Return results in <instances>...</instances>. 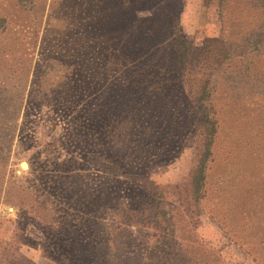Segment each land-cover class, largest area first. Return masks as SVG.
<instances>
[{
    "label": "rangeland",
    "instance_id": "obj_1",
    "mask_svg": "<svg viewBox=\"0 0 264 264\" xmlns=\"http://www.w3.org/2000/svg\"><path fill=\"white\" fill-rule=\"evenodd\" d=\"M179 30L232 52L212 108L186 93ZM212 114L205 197L188 218L175 187L199 166L195 122ZM37 202L89 240L66 264H264V0H0V250L19 246L13 264H59Z\"/></svg>",
    "mask_w": 264,
    "mask_h": 264
},
{
    "label": "trees",
    "instance_id": "obj_2",
    "mask_svg": "<svg viewBox=\"0 0 264 264\" xmlns=\"http://www.w3.org/2000/svg\"><path fill=\"white\" fill-rule=\"evenodd\" d=\"M204 1L207 2L208 0ZM219 1L221 7L223 8V4H225L226 0ZM175 27L178 28V26ZM175 48L177 66L182 74V81L185 86L186 93L191 101V104L195 106H205L212 108L213 82L218 73H220L223 68L227 67L230 64L232 57V52L230 48L221 46L218 40L215 38L206 39L204 41L203 46L201 48H198L194 45L193 42L187 40L182 35L180 30L178 33V38L175 41ZM137 74H139L138 71ZM195 125H197V129L199 130L200 135L202 136V159L200 161L199 166L190 172L188 181L175 187L177 196L179 195L180 198L179 200V198L176 197L177 201L180 202L179 204L183 208L185 214L187 215L186 217L188 218L190 214L189 207H194L195 213L196 208L199 212V205L205 197L204 189L207 182V178L209 176L208 164H210L213 159L215 141L218 133V121L214 114L205 115L203 118L198 119L195 122ZM109 169L110 172L114 175H121L138 183L141 180L140 175L132 174L127 171L122 172L113 163H109ZM135 191H137L135 192L137 194V197L141 198L138 203L143 202L142 199L144 197L141 196V192L139 191V189L137 188ZM155 199H157V193L153 195L151 202L147 201L146 203L143 202L141 204L151 205L150 208H152V211H155V213H157L159 212V210L158 207H156ZM133 202H135V200ZM20 204L24 205L23 201H21ZM23 210L25 209L23 208L22 211ZM44 210L45 208L42 207V203L37 202L34 203L32 207H30L29 212L33 215L37 223L47 224L48 226L45 229H49L52 231L49 235L46 234V241L48 242V244L51 243L49 244V247L47 246V248H55L56 252L59 254V264H66L68 260L67 256L68 254H70L69 250H73L75 248V245L78 244L82 249L89 248V240L86 237L80 238L81 235L77 233H75L74 235V233L68 230V226L64 225L63 222L60 221V218L52 216L51 220L47 222V217L43 215ZM160 215L163 216L162 213H157L155 217L161 219ZM156 224L160 226L155 227V229L163 233L164 230L161 228L162 224L158 221ZM129 225L132 226V224ZM190 237L191 238H189V240H194L196 244H200V240L192 236ZM156 249L157 251L158 249L161 250L160 248ZM184 253L186 252L180 251L179 257L183 258L180 261L182 262L185 260V262L187 263L188 261L186 260V258L188 257V252L187 256ZM16 254H20V248L18 245L3 246L0 250V264H13V260H11L10 258L15 257ZM76 254H78L79 257H84V255L91 257V255H89V251L87 250H84V253L82 254L76 251ZM98 256L100 257V259H102L100 255ZM105 264L109 263L105 261Z\"/></svg>",
    "mask_w": 264,
    "mask_h": 264
},
{
    "label": "water",
    "instance_id": "obj_3",
    "mask_svg": "<svg viewBox=\"0 0 264 264\" xmlns=\"http://www.w3.org/2000/svg\"><path fill=\"white\" fill-rule=\"evenodd\" d=\"M23 165H25L23 166L25 169H28V165L26 163H24Z\"/></svg>",
    "mask_w": 264,
    "mask_h": 264
},
{
    "label": "bare ground",
    "instance_id": "obj_4",
    "mask_svg": "<svg viewBox=\"0 0 264 264\" xmlns=\"http://www.w3.org/2000/svg\"><path fill=\"white\" fill-rule=\"evenodd\" d=\"M23 166H25V165H23Z\"/></svg>",
    "mask_w": 264,
    "mask_h": 264
}]
</instances>
